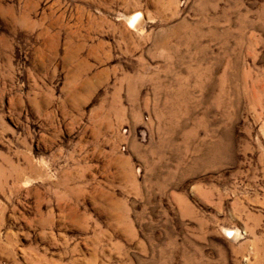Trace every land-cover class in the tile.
<instances>
[{"label":"rangeland","instance_id":"rangeland-1","mask_svg":"<svg viewBox=\"0 0 264 264\" xmlns=\"http://www.w3.org/2000/svg\"><path fill=\"white\" fill-rule=\"evenodd\" d=\"M0 264H264V0H0Z\"/></svg>","mask_w":264,"mask_h":264},{"label":"bare ground","instance_id":"bare-ground-1","mask_svg":"<svg viewBox=\"0 0 264 264\" xmlns=\"http://www.w3.org/2000/svg\"><path fill=\"white\" fill-rule=\"evenodd\" d=\"M130 22H131L132 24H134V26H135V24H136V22H137V16L134 15L132 18H130ZM136 26H137V25H136Z\"/></svg>","mask_w":264,"mask_h":264}]
</instances>
